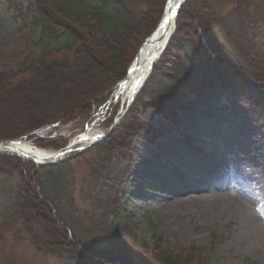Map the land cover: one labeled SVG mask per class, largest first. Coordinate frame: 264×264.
I'll list each match as a JSON object with an SVG mask.
<instances>
[{"label":"trees","instance_id":"obj_1","mask_svg":"<svg viewBox=\"0 0 264 264\" xmlns=\"http://www.w3.org/2000/svg\"><path fill=\"white\" fill-rule=\"evenodd\" d=\"M160 1H12L10 9L22 18L23 26L40 31L36 51L15 71L0 74V141L24 138L56 123L86 121L101 105L103 92L124 79L144 40L155 32L164 11ZM260 1L264 2L188 0L186 7L195 8L191 13L201 14L195 17V26L190 17H183L184 10L177 35L133 109L95 147L52 166L35 167L21 159L0 157V264H23L16 249L23 244L38 256V264H179L167 261L169 255L165 260L147 255L150 249L135 237L130 219L115 209L121 183L131 172L123 150L127 139L141 130L135 113L147 98L164 116L181 107L177 84L189 70L192 74L182 88L190 89L194 83L207 88L214 83L241 94L242 84L250 79L264 86V5L259 7ZM252 5L259 14L251 15ZM223 8H227L220 18L224 21L215 29L214 11ZM258 25L262 30L250 40L253 29L247 32L248 27ZM199 36L206 46L200 44L203 57L188 55L185 43L181 52L170 50ZM222 36L233 42L234 59L222 50ZM242 38L243 44L238 42ZM171 65L176 71L170 70ZM159 98L164 107L158 105ZM116 152L121 159H115ZM76 195L83 204L89 203L83 212L75 206ZM157 256L162 259L161 250Z\"/></svg>","mask_w":264,"mask_h":264},{"label":"rangeland","instance_id":"obj_2","mask_svg":"<svg viewBox=\"0 0 264 264\" xmlns=\"http://www.w3.org/2000/svg\"><path fill=\"white\" fill-rule=\"evenodd\" d=\"M12 1L23 3L24 0H0V74H9L15 71L25 61V57L30 52L36 51L35 43L39 39L40 30L27 24L23 26L22 18L10 9ZM258 1L255 0V2ZM167 3L168 0H161L159 3V7L162 6V10L164 8L161 17L164 16ZM212 3L215 4V2ZM259 4L261 5L259 7L263 8L264 2L260 1ZM194 9L192 6H184L180 14L186 10L183 17H190L192 24L195 26L197 19L195 17L201 14L195 16L191 13ZM258 10L257 7L250 6L251 15L252 13H255L254 15L259 14V12H256ZM226 11L227 8H223L214 11L215 13L213 12L218 20L213 28L216 29L217 26L222 25L224 21L222 16L226 14ZM209 15L211 14L209 13ZM179 21L180 19L175 24L176 30ZM242 25L244 26L243 22ZM250 29L253 30L249 32ZM238 30L241 31L242 29L239 27ZM260 30H262L261 25L254 28L249 26L247 32H249L248 37L250 40ZM237 34L239 33L237 32ZM172 39L168 42V46L166 45L165 53L168 52ZM198 39H200V36ZM198 39L182 40L170 50L181 52L180 46L185 43L187 51H189L188 55L194 59L203 57L205 51L200 47V44L205 46L204 39H200L201 42ZM238 42L243 44L244 38L238 40ZM220 44L222 50L229 52L233 59L236 57L232 52L235 50L232 46L233 42L230 43L229 40L223 38ZM207 55H209L208 52ZM212 56L214 54L209 55V57ZM220 57L223 60L224 57L226 58L223 52ZM173 68L172 66L170 70L172 72L176 71ZM180 72L183 71L178 72L181 76ZM188 74L189 76L192 74L191 70L186 72L183 79L177 84H180L179 91L182 99L180 108L175 107L171 109L172 112L164 116L163 111L157 110V112L154 109V103L150 98H147L142 106L137 107L135 119L141 126V130L138 131L136 136L127 139L126 149L123 150L122 156L126 159V162H129L131 172L121 183L119 198L116 202L117 208L115 209L120 208L121 212L130 219L135 237L140 240L142 245L144 244L146 248L150 249V252L147 249L145 252L151 258L156 255L157 260H165L166 255H169L167 261L170 260L171 263L177 261L179 264H264V255L251 254L237 245L235 235H238L237 226L240 225L241 216L232 220L225 217H218L215 220L208 218L207 220V216L202 213V210L201 213L193 211L189 217L184 216L183 211L190 210L189 206L195 199L193 198L195 195L186 193L177 197L178 203L183 205V207L175 209L178 216L167 217L164 214V208L169 206L172 200L168 192L169 188L172 187L169 180L162 178L161 181H157L156 177L153 178L152 175L144 176L140 173L145 166V162H142L140 157H149L151 152L159 150L160 142L169 139L174 142L170 148L174 152L178 151L179 155L182 154L183 147L201 149V152L193 154V157L201 159L210 166L215 162H217L215 164H218V161L211 159L212 157L217 155L219 151L228 149L224 158L232 156L244 158L252 171L256 173V176L264 178V86H259L257 81L250 79L251 81L248 84H242L244 93L241 92V94L227 91L224 88L222 90L214 83L207 88L204 86L195 87V83L190 85V89L188 87V89L182 88V85L185 86L183 83L189 80ZM119 82L114 84L111 89V86H109L103 92L102 101L100 100L101 105L86 121L72 120V123L69 124L56 125L50 128L47 133H40V135L31 137L29 144L36 148L43 147L42 149L45 151L58 150L59 148L53 149L52 144H58L61 147L69 144L74 138L83 134L84 129L93 124L95 120H98L94 126L95 129L105 134L110 124L120 117L129 103L124 98L113 99V101L110 98ZM108 101H110L109 104H107ZM162 104V98H159L158 105L162 106ZM192 105L198 107L197 114H199L201 120L206 122V129L215 132L210 136L200 135L201 139L213 141L215 148L208 145L204 146L205 144L202 145L196 141L193 132L186 131L185 127H179L181 118L187 114L188 106ZM99 113H103V115L98 116ZM118 153H115L116 160L121 159ZM8 154L0 152V157H10ZM176 155L172 159L175 160V169L180 166V156ZM161 160L166 161L162 158ZM166 163L168 166L172 164L168 160ZM159 170L164 173L162 167ZM249 170L241 173V176H245L246 180L237 183V179L234 178V185L237 189L244 191L253 200V204H257H254L253 210H255V206L259 209L264 204V193L262 192L263 189H260L262 184H258L257 180L252 179ZM167 172L171 175V171L167 169ZM202 194L205 195V192H202ZM75 203L76 208L81 212L87 209L89 205V203L83 204V198L80 195H76ZM16 249L17 255H21L23 264H38L35 263L38 256L27 245L23 244V246L16 247ZM160 250L163 253L162 259L157 256Z\"/></svg>","mask_w":264,"mask_h":264},{"label":"bare ground","instance_id":"obj_3","mask_svg":"<svg viewBox=\"0 0 264 264\" xmlns=\"http://www.w3.org/2000/svg\"><path fill=\"white\" fill-rule=\"evenodd\" d=\"M179 0L172 1L174 5ZM173 27V22L168 25L167 30H169L166 36L163 35V27L158 28L155 36L153 37L152 43L146 44L141 50L137 61L135 62V67L132 69L130 76L128 77L125 84L120 88H117L114 92V96L117 98H124L128 101L133 99V95L136 90L140 87L143 81L146 80L148 72L150 70L153 61L156 56L160 54L161 50L165 46L168 37L170 36ZM157 40H162L159 42ZM187 114L181 118L179 127H185L186 131L193 132L196 141L200 142L204 146L208 145L215 148V143L211 140H202L200 135L203 134L210 136L214 134L213 130L206 129V122L201 120L198 116V107L188 106ZM97 121V120H95ZM97 122H95L96 124ZM94 124V126H95ZM90 127L86 131V135L82 140L74 138L73 141L76 148L84 147L94 143L102 136L103 133L97 131L95 127ZM215 128V127H214ZM166 139L168 137H165ZM165 142H160V147L157 152H151L149 157H140L142 162H145V166L142 168L140 173L144 176L156 177L157 181L161 179L169 180L172 187L169 188V193L171 195L170 205L164 208V214L167 217L176 215L175 209L178 207H183L182 204L178 203V196L182 194H192L195 195L194 201L190 204V210L186 209L183 211L184 216H190L193 211L202 213L215 220L218 217L227 218L232 220L235 217L241 216L240 225L237 226L238 235H235L237 239V245L247 250L249 253L264 255V204L258 209L255 206L253 200L242 190L236 188L235 179L238 182H244L246 180L245 176H241V173L247 172L250 169L252 179L257 180L258 184H262V192L264 193V178L257 177L256 173L252 171L249 164L244 158L238 156L226 157L228 149L219 151L217 155L212 157L215 162L212 166L203 162L201 159L193 157V154L200 153L201 149L196 147H183L182 154L179 155L178 151H173L170 147L174 144L173 140ZM78 142V144H77ZM218 143V142H217ZM216 143V144H217ZM8 148L4 149V153L16 154L18 157H22L24 160L30 159V157H37L41 160H46L47 157L51 156V152L44 150H38L30 144L18 143L17 145H8ZM178 154L180 156V166L175 169V160H172L174 155ZM176 155V156H178ZM166 159V161L172 162L171 165H167L166 161L161 160ZM161 160V161H160ZM172 160V161H171ZM163 168V172H160V168ZM168 167V168H167ZM167 169L171 171V175L168 174ZM162 176V177H161ZM235 178V179H234ZM205 192V195L202 194ZM154 196V195H153ZM257 205V204H255Z\"/></svg>","mask_w":264,"mask_h":264},{"label":"water","instance_id":"obj_4","mask_svg":"<svg viewBox=\"0 0 264 264\" xmlns=\"http://www.w3.org/2000/svg\"><path fill=\"white\" fill-rule=\"evenodd\" d=\"M171 2H172V0H171ZM168 16H169V12H167V14H166V16H165V17H166V18H165L166 20H168ZM166 22H167V21H166ZM166 25H167V23H166L165 26H164V35L167 33ZM157 41L159 42V40H157ZM149 43H152V38L146 40L145 43H144V45H143V47H144L146 44H149ZM143 47H142V48H143ZM142 48H141V49H142ZM138 56H139V55H138ZM138 56L135 58L134 63L136 62ZM126 113H127V112H126ZM126 113H125V115H126ZM115 126H116V124H115ZM115 126H114V127H115ZM114 127H113V128H114ZM0 148H6V143L1 142V143H0ZM68 151H70V149H62V151H59L58 153L55 154V157H54V158L62 157V155L65 154V153L68 152Z\"/></svg>","mask_w":264,"mask_h":264}]
</instances>
